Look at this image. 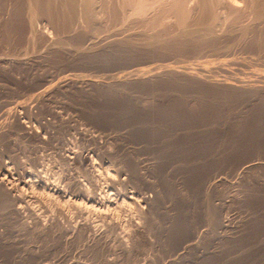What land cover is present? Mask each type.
Wrapping results in <instances>:
<instances>
[{
  "label": "rangeland",
  "instance_id": "rangeland-1",
  "mask_svg": "<svg viewBox=\"0 0 264 264\" xmlns=\"http://www.w3.org/2000/svg\"><path fill=\"white\" fill-rule=\"evenodd\" d=\"M196 1L187 0V7L194 9ZM27 3L0 0V178L18 196L15 205L23 209L28 228L22 229V220L8 222L0 210V233L11 240L19 232L18 246L33 247L36 257L26 264H264V168H240L246 161L264 160V92L211 86L180 73L119 88L79 82L114 81L136 68L166 65L191 71L205 67L201 77L206 79H248L252 72H264V52L256 43L261 25L248 26L243 16L241 23L248 22L249 29L243 36L238 25L220 18L212 36L150 45L147 37L153 32L166 37L181 28L173 12L156 4L141 16L120 6L121 0H106L98 8L94 33L80 20L62 28L37 15L31 24ZM157 12L162 23L153 31L148 22ZM196 12L184 26L204 33L206 23L194 20ZM61 76L78 77V82L46 93L37 106L32 102L31 117L14 108L17 99L31 101ZM258 83L264 85V78ZM7 107L41 138L22 135V126L5 127L13 119L2 114ZM129 155L148 182H156L157 173L147 166L164 157L159 156L174 187L169 193L182 197L174 204L173 197L164 196L155 225L146 220L144 197L153 199L162 183L131 180ZM24 174L37 183H17L27 179ZM42 191L52 199L45 202ZM54 196L80 203L58 204ZM35 215L46 225L45 233L37 230ZM7 247L0 243V264H14L23 255Z\"/></svg>",
  "mask_w": 264,
  "mask_h": 264
},
{
  "label": "bare ground",
  "instance_id": "bare-ground-1",
  "mask_svg": "<svg viewBox=\"0 0 264 264\" xmlns=\"http://www.w3.org/2000/svg\"><path fill=\"white\" fill-rule=\"evenodd\" d=\"M106 0H28V11H29V15H30V22L31 24L34 23L32 20H34L35 17H38L37 15H43L45 16L49 22H51L52 24L56 25L57 27H66L68 25H70L74 20H80L79 23H84L88 26V28H90V32H94L96 31V26L98 25V22L100 21L99 18V7H103L104 6V2ZM109 2V1H108ZM195 2V1H194ZM157 6H156V5ZM106 5V4H105ZM120 6H130L132 7V12L134 14L137 15H144L147 13V11L149 9L154 8L155 6L158 7L159 10L162 11H170L173 12L176 15V23L178 22L180 24V27L178 30L179 32L177 33L176 31V35L172 36H161L159 34V32H153V34L150 35V38L147 37L148 40L147 44H157L160 43L163 46H168V45H174V41L176 42V40L182 44L187 43L189 40V37L194 36V35H199V36H204V35H208V36H212L213 32L212 30V25H214L217 21L220 20V18L226 21H230L232 25H238V27L241 29V35L245 36L248 33L247 29L248 27H245V25H247V23L249 22L248 26H250V24L252 23V26H254L253 24H259L261 25V30H259V32L257 33V46L259 48L260 51L264 52V0H197L194 9H196V11L199 13L198 16H196V18L194 20L198 21V22H202V23H206V28L202 29L204 31L203 32H199L201 30H195V29H189L186 26H184L185 21L188 19L190 12L194 9H190L189 7H187V0H168V1H164L163 3L161 2L160 4L157 3V1H149V0H121ZM194 6V5H193ZM220 8L222 11V17L220 14H218L216 12V10ZM106 10V9H105ZM219 10V9H218ZM196 12V14H197ZM160 13H163L160 11ZM195 14V12H193ZM158 12H157V16L154 15V17H151V20L148 22V25H150L151 29L156 26V23H162L159 22V16H158ZM192 14V13H191ZM152 16V15H151ZM243 16H246L248 19V22L243 25L241 18ZM158 17V18H157ZM192 17V16H191ZM245 17V18H246ZM145 18V17H144ZM192 20V18H190ZM190 19H188V21H190ZM36 20V19H35ZM145 20V19H144ZM222 21V20H221ZM191 22V21H190ZM242 22V23H241ZM147 24V23H146ZM190 24V23H189ZM208 24V25H207ZM147 25V26H148ZM161 25V24H159ZM157 25V26H159ZM191 25V24H190ZM188 25V26H190ZM195 25V24H194ZM204 25V24H203ZM243 25V26H242ZM146 26V27H147ZM156 26V27H157ZM179 26V25H178ZM192 26V25H191ZM201 26V25H200ZM242 26V27H240ZM145 27V26H144ZM155 27V28H156ZM204 27V26H203ZM259 27V26H258ZM192 28V27H190ZM251 28V27H250ZM245 29V30H243ZM153 31L155 30L154 28L152 29ZM147 31V30H146ZM151 31V30H150ZM149 31V32H150ZM156 31V30H155ZM258 31V30H257ZM84 32V31H83ZM142 32V31H141ZM165 32V31H164ZM95 33V32H94ZM152 33V32H150ZM166 33V32H165ZM169 33V32H168ZM148 33L145 34V36H147ZM171 34V33H170ZM169 34V35H170ZM79 35V34H78ZM98 36V35H97ZM149 36V34H148ZM206 37V36H205ZM126 40V39H125ZM128 40V39H127ZM145 42V43H146ZM177 43V42H176ZM179 43V44H180ZM206 43V42H205ZM211 44V43H210ZM170 47V46H169ZM172 47V46H171ZM168 48V47H167ZM89 49V48H88ZM165 50V49H164ZM48 53V52H47ZM14 61V60H13ZM161 67V66H160ZM159 66L156 67H151V68H144V69H137L130 72V73H126V74H122L119 76H122L121 78H115L116 80L112 81H106V82H99L97 80L94 79H90V78H79L82 79L81 81H79L80 83H84L87 86H98V87H108V88H119V86H124L126 84H133V83H142L144 81H148L154 78H159L162 77L163 75H167V74H182L184 76H186L187 78L190 79H194V80H201L206 82L207 84H210L211 86H221V87H226V88H230L232 90H242V91H262L264 92V85L259 84V80L261 78H264V72H252L251 75L248 77V79H244L242 77H235V78H224V79H206L203 78L205 77V75L203 77H201L202 75V71L206 70L205 67H199L197 68V70L191 71V69H187L185 68L184 70H177L173 67L167 66L166 67H162L160 69ZM187 67V66H186ZM133 69V68H132ZM259 70V69H258ZM131 71V70H130ZM124 73V72H123ZM76 76V75H74ZM118 77V76H117ZM78 78V77H76ZM74 79L67 76H61L60 79H57V81L55 80L53 86L51 88L48 89V86H46L47 88H43L41 90H37V92L30 98L31 101H18L15 103V107H21L22 111L24 110L25 115L27 114L28 116L31 117L32 113H31V107L34 106L33 103L36 102L35 106L38 105V102L42 99L44 100V96L46 93L48 92H52V91H59L61 89H64L65 86L67 85H72V86H76V83L78 82L77 79ZM259 79V80H258ZM51 81V80H50ZM200 81V82H201ZM81 85V84H80ZM41 88V87H39ZM66 88V87H65ZM37 89V88H36ZM58 93V92H57ZM7 94V93H6ZM47 97V96H46ZM26 99V98H25ZM29 99V98H28ZM15 101V100H14ZM33 102V103H32ZM68 102V101H67ZM42 103V102H41ZM4 104V103H3ZM46 104V103H45ZM48 104V103H47ZM51 105V104H50ZM2 106H6V104L2 105ZM9 106V105H8ZM11 106V105H10ZM44 106V105H43ZM13 107V106H12ZM12 107H7L5 108V110H2V114L8 117H12L9 122H2L3 124H5V127H9L10 129L13 128L15 129L16 126H22V135L24 136H28V137H36V138H41L40 137V133L37 132V128L36 130L28 125H22L21 119H19V117L17 116V111L15 112L14 108ZM37 108V107H36ZM46 108V107H45ZM48 108V106H47ZM2 109V108H1ZM13 109V110H12ZM49 109V108H48ZM17 110V109H16ZM33 110V109H32ZM35 110V109H34ZM33 110V111H34ZM39 111V110H37ZM35 112V111H34ZM36 113V112H35ZM52 113V112H51ZM77 113V112H76ZM22 114V113H21ZM57 115V114H56ZM2 116V115H1ZM2 116V117H5ZM20 116V114H19ZM33 116V115H32ZM70 116V115H69ZM21 117V116H20ZM39 117V116H38ZM61 117V116H60ZM23 118V117H22ZM25 119V118H23ZM22 119V120H23ZM32 119V118H31ZM45 119V118H44ZM27 120V119H26ZM59 120V118H58ZM70 120V119H69ZM8 121V120H7ZM34 121V120H33ZM43 122V121H42ZM26 124V122H25ZM2 125V124H1ZM15 125V126H14ZM48 125V124H47ZM34 126V125H33ZM2 127V126H1ZM35 127V126H34ZM46 128V126H44ZM40 128V127H38ZM8 129V128H7ZM5 129V130H7ZM9 129V130H10ZM1 130V129H0ZM3 130V129H2ZM3 130V131H5ZM17 130V129H16ZM41 130V129H40ZM11 131V130H10ZM9 131V132H10ZM21 131V130H20ZM44 131V130H43ZM47 131V130H46ZM19 132V131H18ZM11 134V133H10ZM21 134V133H20ZM149 134V133H148ZM155 134V133H154ZM18 135V134H17ZM47 135V134H45ZM44 135V136H45ZM19 136V135H18ZM43 136V134H42ZM50 136V135H49ZM5 137V136H4ZM20 137V136H19ZM126 137V136H124ZM27 138V137H26ZM46 138V137H45ZM44 138V139H45ZM52 138V137H51ZM167 138V137H166ZM41 140V139H40ZM47 141V140H46ZM53 141V140H52ZM25 143V142H24ZM48 143V142H47ZM3 144V143H2ZM49 144V143H48ZM18 145V144H17ZM141 146V145H140ZM160 146V145H159ZM143 147V146H142ZM150 147V146H149ZM162 147V146H161ZM161 149V148H160ZM143 150V149H142ZM141 150V151H142ZM140 151V150H139ZM144 151V150H143ZM142 151V152H143ZM159 151V148H158ZM153 152V151H152ZM160 152V151H159ZM158 152V153H159ZM162 152V151H161ZM40 153V152H39ZM33 154V153H32ZM129 154V153H128ZM68 155V154H67ZM70 156V155H68ZM66 156V157H68ZM77 156V155H76ZM160 156V155H159ZM156 162H152L151 164H149L147 166V170L151 171L152 173H157L156 177H157V181L156 182H148L145 181L142 177V173L138 167V161H135L130 155L127 156L126 160V165H127V169H128V173H129V177L131 180L136 181L137 183H149L150 185H152L153 183H162V190L157 192V194L155 195V197L153 199L144 197V201L146 203L149 204V210L147 211V218L146 220H148V224L149 225H155V218L157 216H155L157 214V212L159 211V209L161 208V203L163 201L164 196H170L173 197V202L175 204V200L177 201V203L181 200L182 197L178 196L176 194L172 195L171 193H169L170 191H172L173 185H172V180L171 178H169L170 175V171H168L166 168H163L164 164H163V159L159 158ZM82 157V156H80ZM162 157V156H160ZM46 158V157H45ZM60 158V157H59ZM87 157H83V159H87ZM164 158V157H162ZM20 159V157H19ZM72 159V158H71ZM76 159V158H75ZM162 162H161V160ZM94 160V159H92ZM149 160V159H148ZM152 160V159H151ZM49 161V160H48ZM146 161V160H145ZM150 162V161H149ZM38 163V162H37ZM53 163V162H52ZM59 163V162H58ZM140 163V161H139ZM166 164V163H165ZM110 165V164H109ZM142 165V164H140ZM139 165V166H140ZM167 165V164H166ZM168 166V165H167ZM178 166V165H177ZM180 166V165H179ZM61 167V166H60ZM256 167H262L264 168V160H260V161H255V160H249L246 161L245 163H243V165L240 167L242 168V172L245 171H249L252 170L253 168ZM72 168V167H71ZM144 168V167H143ZM178 168V167H177ZM169 169V168H168ZM173 169V168H171ZM61 170V169H60ZM73 170V169H72ZM109 170V169H108ZM107 170V171H108ZM126 170V169H125ZM124 170V171H125ZM142 170V169H141ZM240 170V169H239ZM42 171V170H41ZM92 171V170H91ZM123 171V173H124ZM172 171V170H171ZM44 172V171H43ZM74 172V171H73ZM146 172V171H145ZM164 172V173H163ZM174 172V171H173ZM48 173V172H47ZM116 173V172H115ZM172 173V172H171ZM121 174V173H118ZM125 174V173H124ZM25 175V174H24ZM63 175V174H62ZM69 175V174H68ZM26 174L25 177H27L26 180L24 181H17V183H25V184H34L37 183L36 180L32 179L33 177ZM43 177V176H42ZM45 177V175H44ZM47 177V176H46ZM117 177V176H116ZM123 177V176H122ZM126 177V176H125ZM7 178V177H6ZM24 178V177H23ZM184 178V177H183ZM115 179V178H114ZM122 179V178H121ZM106 180V179H105ZM119 180V179H118ZM117 180V181H118ZM8 181V180H7ZM54 181V180H53ZM65 181V180H64ZM78 181V180H77ZM80 181V180H79ZM108 181V180H107ZM129 181V180H127ZM132 181V183H133ZM51 182V181H50ZM59 182V181H58ZM67 182V181H66ZM69 182V181H68ZM7 183V182H6ZM6 183H4L3 178H0V210L3 211V218L6 220L13 221V220H22L21 221V226L22 229L24 230H28L27 225L25 223V221L22 219V215H21V211L23 210L21 208L20 205H15V201L18 199V196H15L13 194H11V192L9 191V188L5 185ZM71 183V182H70ZM69 183V184H70ZM113 183V182H112ZM120 183V182H118ZM61 184V183H60ZM117 184V183H116ZM215 184V183H214ZM41 185V184H40ZM56 185V184H55ZM62 185V184H61ZM71 185V184H70ZM80 185V184H79ZM82 185V184H81ZM84 185V184H83ZM121 184H119L120 186ZM123 185V184H122ZM21 186V185H20ZM23 186V185H22ZM28 186V185H27ZM94 186V185H93ZM113 186V185H112ZM125 186V185H124ZM66 187V186H65ZM115 187V186H114ZM23 187H20V190H22ZM25 188V187H24ZM23 188V189H24ZM28 188V187H27ZM35 188V186H34ZM54 188V187H53ZM57 188V187H55ZM54 188V189H55ZM60 188V187H59ZM69 188V187H68ZM76 188V187H75ZM30 189H33L30 188ZM16 190V189H15ZM19 190V189H18ZM79 190H83V188L79 187ZM111 190V189H110ZM114 190V189H113ZM174 190V189H173ZM34 191V190H32ZM60 191V190H59ZM75 191V190H74ZM18 192V191H17ZM31 192V191H30ZM35 192V191H34ZM175 192V190H174ZM53 193V192H52ZM35 194V193H34ZM38 194L43 198V200L45 202H48V200L52 199V194L45 192H38ZM115 194V193H114ZM18 195V194H16ZM36 195V194H35ZM56 195V194H55ZM62 195V194H61ZM90 195V194H89ZM122 195V193H121ZM153 195V194H152ZM22 196V195H21ZM112 196V195H111ZM127 196V195H126ZM131 196V195H130ZM134 196V195H133ZM141 196V195H140ZM55 197V196H54ZM53 197V198H54ZM68 197V195H67ZM139 197V196H138ZM143 197V196H142ZM66 198V197H65ZM70 198V197H69ZM22 199V198H21ZM127 199V198H126ZM123 199L122 200V204L123 205H128L129 202ZM129 199H134V197H130ZM172 199V198H171ZM40 200V199H39ZM54 201H56L58 204L61 203H71V204H77L80 202L77 201H70L69 200H64L62 201V199L59 198V196L55 197L53 199ZM82 200V199H81ZM108 200V199H107ZM137 200V199H136ZM143 200V199H141ZM25 201V200H24ZM119 201V200H118ZM135 201V200H134ZM171 201V200H170ZM17 202V201H16ZM43 202V201H42ZM51 202V201H50ZM140 202V201H139ZM143 202V201H141ZM19 203V202H18ZM145 204V203H144ZM163 204V203H162ZM122 205V206H123ZM131 205V204H130ZM44 207V206H43ZM124 207V206H123ZM130 207V206H129ZM97 208V207H96ZM22 209V210H21ZM29 211V210H28ZM167 212V211H166ZM35 213V212H33ZM56 213V212H55ZM167 214V213H166ZM32 215V214H31ZM34 217V221L37 227V230L39 229V231H43L45 230V226L43 225V223L41 222L40 218L38 216H33ZM32 217V218H33ZM2 218V219H3ZM158 218V217H157ZM156 218V219H157ZM168 218V217H167ZM180 219V218H179ZM209 219L212 221V223L214 225H216L219 228H226V224L219 220V219H214L209 217ZM1 220V219H0ZM176 220V219H175ZM157 222V221H156ZM170 222V221H169ZM14 223V222H13ZM16 223V222H15ZM175 223V222H174ZM173 223V225H174ZM9 224V223H8ZM178 224V223H177ZM181 224V223H180ZM158 225V224H157ZM18 226V225H17ZM175 226V225H174ZM6 227V226H5ZM29 227V226H28ZM50 227V226H49ZM170 227V226H169ZM35 228V227H34ZM151 228V227H150ZM30 229V228H29ZM33 229V228H32ZM31 229V230H32ZM178 229V228H177ZM6 231V230H5ZM69 232V231H68ZM178 232V231H177ZM45 233V232H44ZM180 233V232H179ZM21 233L18 232V234L15 235L14 239L11 240H6L4 238V236L2 235V233H0V243L2 245H5L7 248L9 249H16L17 250H21L23 255L20 257V260L15 261L14 264H26L27 262H29L30 260H33L34 256L33 254V247H30L28 245H23V247L18 246L21 243V240L19 239V235ZM39 234V233H38ZM7 235V234H6ZM41 235V234H40ZM179 235V234H178ZM10 236V235H9ZM27 236V235H26ZM13 238V237H12ZM28 242V241H27ZM41 245V244H40ZM193 244H189V247H192ZM187 248V247H186ZM1 251V250H0ZM42 252V251H41ZM36 253V252H35ZM21 254V253H20ZM5 256V255H4ZM19 259V258H18ZM57 259V258H56ZM17 260V259H16ZM47 260V259H46ZM41 262V261H39ZM46 263V261H45Z\"/></svg>",
  "mask_w": 264,
  "mask_h": 264
}]
</instances>
